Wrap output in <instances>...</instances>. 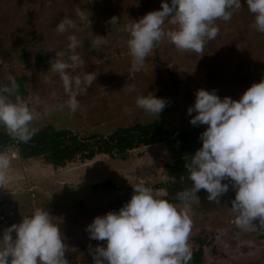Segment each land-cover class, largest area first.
<instances>
[{"label": "rangeland", "instance_id": "rangeland-1", "mask_svg": "<svg viewBox=\"0 0 264 264\" xmlns=\"http://www.w3.org/2000/svg\"><path fill=\"white\" fill-rule=\"evenodd\" d=\"M241 3L230 20L215 21L219 31L206 41L203 52L177 49L164 37L146 56L143 69L129 74V34L122 29L159 9L161 0H0V84H6L9 75L16 77L18 94L35 113L31 123L35 130L52 124L80 138L108 136L117 128L158 118L165 128L204 130L207 125L193 126L187 113L196 89H215L221 98L239 99L248 86L264 77V32L255 30L254 14L245 0ZM77 9L90 12V25L77 23L64 33L57 32L59 20L63 16L76 19ZM113 15L120 19L118 25L110 24ZM171 27L166 21L164 28ZM69 34L80 41L76 52L83 64L67 71L80 76L97 73L96 81L77 95L79 106L74 112L65 103L68 96L50 62L35 64L39 54L56 59L55 52L66 48ZM94 35H105L107 44L93 49ZM148 92L166 100L158 116L135 104L138 95ZM14 142L5 148L14 153V159L0 185V234L35 207L45 206L58 220L68 264H93L90 247L104 246L105 241L90 240L85 226L94 216L118 210L127 202L132 184L147 182L167 194L170 174L164 166L171 157L164 142L130 150L126 158L100 154L63 167L41 157L23 158ZM106 181L114 187L105 186ZM234 195L231 186L218 202L209 201L204 192L198 195L199 203L192 204L188 243L191 250H203L201 264H264V225L256 219L254 230L239 228L231 209Z\"/></svg>", "mask_w": 264, "mask_h": 264}, {"label": "clouds", "instance_id": "clouds-1", "mask_svg": "<svg viewBox=\"0 0 264 264\" xmlns=\"http://www.w3.org/2000/svg\"><path fill=\"white\" fill-rule=\"evenodd\" d=\"M245 4L254 14L255 30L264 32V0H245ZM241 6V0H161L159 9L122 29L129 34V74L143 69L146 56L164 37L177 49L203 52L206 41L219 31L215 21L230 20ZM89 16L90 12L77 9L76 19L63 16L56 30L64 33L77 23L90 25ZM166 21L174 27L166 30ZM109 22L118 25L120 19L113 15ZM67 39L66 48L55 52L57 58L50 61V67L59 74L68 96L65 103L74 112L79 106L77 95L96 81L97 73L80 76L67 71L83 64L76 52L77 36L69 34ZM90 43L96 49L107 40L105 35H94ZM7 81L0 84V126L16 141L27 142L35 132L31 127L35 113L18 94L16 77L9 75ZM135 104L158 116L166 100L148 92L138 95ZM187 113L193 126L207 125L199 134L201 146L185 156L187 179L192 183L176 193L179 203L163 198L166 193L157 192L147 182L132 184L127 202L118 210L94 216L85 226L90 240L105 241L104 246L90 247L93 264H189L190 212L192 204L199 203L197 193L204 189L209 201L218 202L229 182L235 189L231 200L235 224L245 231L255 229L256 219L264 225V77L248 86L239 99L221 98L215 89L198 88ZM13 159L14 153L0 149V185ZM53 217L45 206H37L18 223L5 227L0 234V264H68L67 245Z\"/></svg>", "mask_w": 264, "mask_h": 264}, {"label": "trees", "instance_id": "trees-1", "mask_svg": "<svg viewBox=\"0 0 264 264\" xmlns=\"http://www.w3.org/2000/svg\"><path fill=\"white\" fill-rule=\"evenodd\" d=\"M0 50H2L1 36ZM50 59V55L39 54L35 59V64L47 66ZM22 94L24 93L22 92ZM202 131V127L179 130L165 128L163 119L158 118L148 123H137L131 127L117 128L108 136L92 135L80 138L71 130L56 129L52 124H48L35 130L27 142L17 141L16 145L23 158L41 157L45 162L55 167H63L71 162L91 160L100 154L126 158L130 150L164 142L171 157V161L165 164L164 169L170 174L168 182L172 186L166 189L167 194L163 198L173 203H179L176 193L189 187L192 183L187 179L185 156L191 155L201 146L199 134ZM14 140L0 126V149H5L11 142L14 144ZM222 182L228 181L222 180ZM104 185L114 187L111 181L104 182ZM231 186L232 184L229 182V187ZM204 192H206L204 189H200L197 195ZM2 205L0 200V206ZM202 261L203 250L201 248L191 250L189 264H201Z\"/></svg>", "mask_w": 264, "mask_h": 264}, {"label": "water", "instance_id": "water-1", "mask_svg": "<svg viewBox=\"0 0 264 264\" xmlns=\"http://www.w3.org/2000/svg\"><path fill=\"white\" fill-rule=\"evenodd\" d=\"M169 187L172 186V184H167Z\"/></svg>", "mask_w": 264, "mask_h": 264}]
</instances>
